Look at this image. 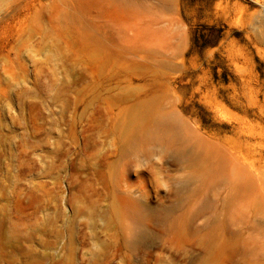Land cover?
<instances>
[{"label":"rangeland","instance_id":"obj_1","mask_svg":"<svg viewBox=\"0 0 264 264\" xmlns=\"http://www.w3.org/2000/svg\"><path fill=\"white\" fill-rule=\"evenodd\" d=\"M0 264H264V0H0Z\"/></svg>","mask_w":264,"mask_h":264}]
</instances>
